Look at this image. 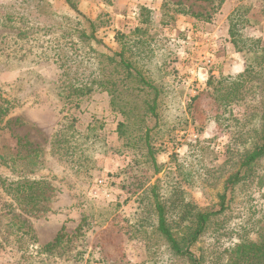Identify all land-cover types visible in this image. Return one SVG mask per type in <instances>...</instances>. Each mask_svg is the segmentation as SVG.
<instances>
[{
    "label": "rangeland",
    "instance_id": "rangeland-1",
    "mask_svg": "<svg viewBox=\"0 0 264 264\" xmlns=\"http://www.w3.org/2000/svg\"><path fill=\"white\" fill-rule=\"evenodd\" d=\"M180 1L193 11L212 14L209 20L180 17L164 29L166 36L182 40L181 52L172 66L179 80L176 99L185 108L192 96L206 88L210 71L217 75L221 69L226 75H236L245 60L228 41L225 19L233 3L226 2L212 13L209 3ZM142 5L157 13L160 0H86L82 8L90 18L99 16L107 21L100 34L110 43L116 31L127 32L135 25ZM65 7L63 0H0V105L8 110L0 118V144L6 151L11 148L19 153L14 170L8 166L11 164L0 163V181H30L35 196L32 202L24 198L25 193L19 194L18 200L11 199L0 184V264H88L84 261L88 252L95 264H182L175 258L168 259L165 242L154 231L141 234L146 241L128 237L132 235L127 230L129 222L145 215L150 207L146 186L157 184L158 191L168 199L174 186L180 185L192 203L213 205L221 190L218 174L230 170L224 162L226 147L240 146L238 130L247 131L244 139L257 130L263 95L253 89L245 93L231 107L230 126L211 120L222 109L211 97H202L199 108L203 116L196 113L191 118L187 114V124L157 145L160 149L153 164L142 152L125 147L117 133V123L122 119L109 106L106 94L94 93L78 107L66 104L53 81L57 69L48 60L34 56L41 41L32 32L58 27L69 15ZM20 27H28L30 38L22 41L13 35ZM243 34L264 43V19L247 26ZM196 63L198 68L194 67ZM70 120L80 131L71 138L79 158L75 161L81 164L79 172L50 154L48 147L51 135ZM87 135L90 137L84 138ZM33 149L38 150L34 167L27 166L25 159ZM254 170L263 184L259 186L256 179L235 186L226 210L213 218L193 248L197 256H202L203 264H224L238 234L250 232L254 238V229L263 224L264 155ZM101 176L110 180L109 198L91 195L93 182ZM139 196H146L143 211ZM12 212L27 221L35 236L31 240L38 246L51 242L58 233L60 244L51 251L20 255L25 245L14 241L11 244L15 248H11L12 238L2 236ZM73 256L83 261L74 262Z\"/></svg>",
    "mask_w": 264,
    "mask_h": 264
},
{
    "label": "trees",
    "instance_id": "trees-1",
    "mask_svg": "<svg viewBox=\"0 0 264 264\" xmlns=\"http://www.w3.org/2000/svg\"><path fill=\"white\" fill-rule=\"evenodd\" d=\"M84 1L63 0L69 14L63 17L64 21L58 27L36 28L32 32L38 34L41 41L34 56L48 60L57 69L53 81L66 104L78 107L94 93L106 94L109 106L122 119L117 123V133L124 140L125 147L142 152L153 164L160 149L157 145L170 139L172 133L187 124V114L191 118L196 113L203 116L199 108L202 97H211L222 109V113L211 120L230 126L231 107L245 93L253 89L263 95L257 130L246 139L247 131L238 130L237 135L242 141L240 146L226 147L224 162L230 170L227 174H218L221 190L213 205L201 207L192 203L180 185L174 186L172 197L165 199L158 191L159 186L151 184L146 186L147 195L150 192L149 209L144 211L145 215H137L127 227L132 232L129 238L145 240L141 234L146 235L147 230L158 234L165 242L168 259L175 258L182 264H203L202 256H197L193 248L214 222L213 218L226 210L234 187L256 179L259 186L263 184L254 169L258 159L264 155V43L259 38L245 37L243 30L264 19V0H197L209 3L212 13L220 10L226 2L234 4L225 19L227 36L234 51L243 55L245 66L236 75H226L221 69L217 75L210 71L206 88L192 96L185 108L176 99L179 80L172 66L181 52L182 40L179 36H166L164 29L180 17L209 20L212 14L193 11L180 0H160L157 13L145 5L139 6L135 25L127 32L116 31L110 43H106L100 33L107 27V21H101L99 16L94 19L87 16L82 8ZM105 1L110 3L113 0ZM28 30V27H20L13 35L24 41L30 38ZM7 111L6 106L0 105V118ZM203 118L210 119L207 116ZM78 132L70 120L48 141L50 154L64 160L74 172H79L81 167L80 161H75L79 158L71 141ZM246 141H249L248 145ZM5 149L6 146L0 144V163L11 164L8 166L14 170L19 153L11 151V148ZM25 159L28 160L27 166H36L38 150H31ZM158 170L155 169L154 173ZM0 184L11 199H20L21 193H25L24 198L30 202L35 199L34 186L30 181L2 179ZM146 196H139L142 211ZM6 219V231L2 236L12 238L9 242L11 248H15L11 244L14 241L25 245L20 248L23 249L20 255L51 251L60 244L61 233H58L51 242L38 246L31 240L35 236L25 219L14 212ZM254 231V238L250 232L238 234V240L228 251L224 264H264V222ZM146 247L149 248V244ZM89 255L88 252L84 261L95 264L97 261ZM73 259L74 262L83 261L80 256H73Z\"/></svg>",
    "mask_w": 264,
    "mask_h": 264
},
{
    "label": "built area",
    "instance_id": "built-area-1",
    "mask_svg": "<svg viewBox=\"0 0 264 264\" xmlns=\"http://www.w3.org/2000/svg\"><path fill=\"white\" fill-rule=\"evenodd\" d=\"M210 60L208 59V62ZM109 181L107 177H99L94 182L90 189L92 196H99L100 194L103 195V197L109 198L111 197V192L108 190Z\"/></svg>",
    "mask_w": 264,
    "mask_h": 264
},
{
    "label": "crops",
    "instance_id": "crops-1",
    "mask_svg": "<svg viewBox=\"0 0 264 264\" xmlns=\"http://www.w3.org/2000/svg\"><path fill=\"white\" fill-rule=\"evenodd\" d=\"M198 51L200 52V49H198ZM198 65H199V63H196L195 65H194V67H197L198 68ZM197 70V69H196ZM194 75H195V72H194Z\"/></svg>",
    "mask_w": 264,
    "mask_h": 264
}]
</instances>
